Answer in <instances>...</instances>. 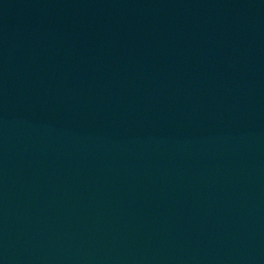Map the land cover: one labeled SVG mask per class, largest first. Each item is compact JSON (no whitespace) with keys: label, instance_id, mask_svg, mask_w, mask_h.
Segmentation results:
<instances>
[{"label":"water","instance_id":"water-1","mask_svg":"<svg viewBox=\"0 0 264 264\" xmlns=\"http://www.w3.org/2000/svg\"><path fill=\"white\" fill-rule=\"evenodd\" d=\"M0 264H264V0H0Z\"/></svg>","mask_w":264,"mask_h":264}]
</instances>
